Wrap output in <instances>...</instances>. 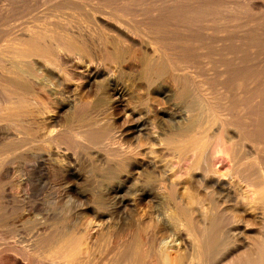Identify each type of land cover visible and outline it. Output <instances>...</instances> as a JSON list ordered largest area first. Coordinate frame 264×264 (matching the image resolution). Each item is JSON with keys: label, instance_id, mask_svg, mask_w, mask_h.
Instances as JSON below:
<instances>
[{"label": "bare ground", "instance_id": "obj_1", "mask_svg": "<svg viewBox=\"0 0 264 264\" xmlns=\"http://www.w3.org/2000/svg\"><path fill=\"white\" fill-rule=\"evenodd\" d=\"M82 160L56 234L0 211V264H264V0H0V186Z\"/></svg>", "mask_w": 264, "mask_h": 264}, {"label": "rangeland", "instance_id": "obj_2", "mask_svg": "<svg viewBox=\"0 0 264 264\" xmlns=\"http://www.w3.org/2000/svg\"><path fill=\"white\" fill-rule=\"evenodd\" d=\"M137 87H139V86L134 87V95L135 96L137 95V97H141L142 95H144V93L141 89L138 88L137 91H140L143 93V94L139 95L140 92L136 91ZM135 92L137 94H135ZM85 99L89 100V101L93 100L92 95L86 97ZM122 108H123L122 106L120 108L118 107L117 110L115 111V113H116L115 118L116 119L117 118L119 119V117H122V115H123V112H122L123 109ZM138 114H140V113H138ZM143 115L144 114H141V116L143 118H145V120H146V117H144ZM136 116H137V114H136ZM130 119H132V118H130ZM119 124H121L120 120H119ZM37 140H40V139H37ZM132 144H133L132 147L137 145L136 142H132ZM62 149H63V147H62ZM62 149H61V151H62ZM62 153H66V150H65V152L62 151ZM44 156H47V155H43L42 157H44ZM94 156L96 157V155H94ZM98 156L99 155L97 154V158L100 159ZM41 159L39 160L41 164L46 160V163H43L44 166H47V164H50V163H48V158L44 157ZM80 163L84 164V161L82 160ZM3 165H5V164H3ZM85 165H87V164H84V166ZM14 166H17V167H14V169L17 168V170L11 169L10 170L11 172L9 171L7 173L8 177L5 175L4 181L2 182V185H1L2 187L0 186V191L3 188L2 192L4 191L6 193L5 194L4 192L3 193L0 192V196L2 197V198L0 197V200H1L0 201V211H4V210L8 211L10 219H12L14 224L19 227L20 232L18 233L16 239L22 240V237H23L24 241L23 240L22 241H23L24 245H27V243L29 244V241L35 235L41 234L40 231L42 233H44V231H45L44 235H46V236H51V235L56 234L60 230L61 224H63L65 222V220H67L68 218H70V219L74 218L75 213L73 210L71 211L70 199L72 201L74 199H78V198L81 199L82 198V200L85 201V200L91 198L92 194L96 192V189H95L96 186H100L101 182L103 181L102 180L103 179L102 172H100L101 176H99L98 171H97V173H96V171L92 173V171H90V169H88V167L85 166V167H87L86 169H88V170L85 169V171H86L85 172L86 174L84 173L85 177L83 175L81 177V181L79 182L80 184H78L79 188L81 186L82 187L80 189L77 187L79 191L76 190V193L77 192L78 193L76 195L75 194L72 195L70 193V190H68V192H66L67 191L66 187L69 189L68 186L71 185L70 184L71 182H67L65 185V182L63 181L62 178L59 177V179H58L57 176H59V175L57 173L54 172L55 173L54 174L53 172L47 171L48 173L50 172L48 174L44 170L43 171L40 170V172H39V170H37L31 174L30 170L28 171V169H29L28 166H25L28 169H25L24 166H22V168H21V164H18V165L16 164ZM19 166H20V169H19ZM1 167H2V163L0 164V171L2 169ZM26 170H27V172H29L30 175L26 172ZM87 173H90V174L87 175ZM94 173L96 176L94 175ZM8 174H10V176ZM51 174L52 175L54 174V177L49 176ZM94 176L97 179H94L93 178ZM98 178L99 179L102 178L101 180H99V181H101L100 183L98 181H97L98 183H96V180H98ZM88 179H90V180H88ZM141 179L144 180V178H142V177H141ZM87 181H89L88 184L90 182L91 183L93 182L92 183L93 185H91V183H90V185H88L90 188H92L91 189L92 191L90 190L91 192L89 191L90 188L87 187ZM94 181H95V184H94ZM60 182H61V184H60ZM96 184H98V185H96ZM83 185L85 186V188ZM86 189H88V190H86ZM83 190H84V192H83ZM79 192L83 193V194L80 195ZM65 193H67L69 195H67ZM89 193H92V194H89ZM1 194L2 195L5 194L7 197L5 195L2 196ZM12 197L14 198V202H12L10 200V199H12ZM86 197H87V199H85ZM2 199H5L6 201L5 200L3 201ZM80 199H79V201L83 202ZM184 201L185 202H183V203H186V198L184 199ZM235 201L236 200L232 201V203H233L232 205H234L236 203ZM140 215L143 216V213H140L139 216ZM132 217L133 216L130 215L129 210L127 209V213L121 215L120 219H121V222H123V223L121 226H118V227H121V229H125V227L128 226L127 224H129V223L131 224V222H132L131 218ZM83 223H84L83 220H81L80 222L78 221L73 225V227L71 229L73 235L80 237V236H82L83 233H85L84 232L85 224H83ZM43 227H45V228H43ZM118 227L113 226V228L111 227L110 230L113 232H116V231H118ZM42 229H43V231H42ZM35 233H37V234H35ZM83 247H85L83 249H86V246H83ZM39 254L41 256H45L47 258H53L54 257V252L49 250L48 248H45L43 251L39 252ZM104 258L105 257H103L102 259H104ZM96 259L92 261V264H94V263L95 264H97V263L102 264L103 263L102 259H100V258H96ZM99 259L102 263H100Z\"/></svg>", "mask_w": 264, "mask_h": 264}]
</instances>
